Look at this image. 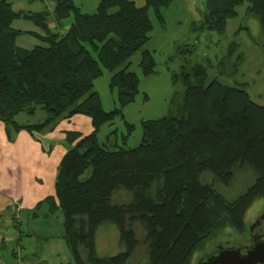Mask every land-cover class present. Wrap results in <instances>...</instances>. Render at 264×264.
I'll list each match as a JSON object with an SVG mask.
<instances>
[{"label":"trees","instance_id":"obj_1","mask_svg":"<svg viewBox=\"0 0 264 264\" xmlns=\"http://www.w3.org/2000/svg\"><path fill=\"white\" fill-rule=\"evenodd\" d=\"M13 1L0 0V121L8 137L53 130L76 115L92 122L89 134L66 131L69 148L55 193L38 204H48V214L62 212L73 264H193L217 231L230 227L243 235L248 209L264 197V105L243 84L219 79L234 74L233 64L243 60L241 46L231 42L213 78L212 62L183 66L178 112L142 121L141 142L130 148L134 124L125 122L126 133L114 130L105 142L98 133L123 117L140 92V78L129 70L132 57L141 52L143 75L156 73L154 55L145 48L155 26L150 14L165 26L164 10L176 0H145L143 6L99 0L94 13L82 12L74 0H51L53 9L39 12L17 11ZM245 4L246 14L259 22L264 47V0H206L199 29L224 35ZM21 17L42 29L34 35L43 45H16L21 30L12 24ZM104 70L112 72L109 86L117 96L118 107L110 111L94 89ZM39 109L47 114L42 122L16 119ZM245 172L251 183L229 199L218 183L230 188ZM18 220L13 224L20 238ZM106 225L118 231L122 250L101 256L97 233Z\"/></svg>","mask_w":264,"mask_h":264},{"label":"rangeland","instance_id":"obj_2","mask_svg":"<svg viewBox=\"0 0 264 264\" xmlns=\"http://www.w3.org/2000/svg\"><path fill=\"white\" fill-rule=\"evenodd\" d=\"M74 3L80 7L82 12L94 13L97 10L99 0H74ZM205 4L206 0H176L172 6L164 10L165 26H162L151 12L150 15L155 26L151 33V39L145 48L152 51L154 55L156 73L144 76L139 66L141 52L132 57L129 70L139 76L140 92L135 101L123 109V117H118L112 125L102 126L98 133L100 142H105L114 130L118 131V136L126 133L125 122H128L135 125V130L127 145L130 148L138 146L143 135L142 121L176 114L178 107L183 104L185 87L180 77L182 67L185 65L206 64L209 61L212 62L211 66H213L208 69L209 78L218 76L217 62L224 56L234 40L241 46L239 53L242 54L243 60L237 66H235V63L233 64L230 73H233L236 69L234 74H231V76L223 75L219 79L228 85L243 84L252 100L264 105V47L257 18L246 14L247 4H245L238 8L239 16L228 21L224 35L202 31L199 28L203 19ZM13 8L17 11L39 12L46 9L52 10L53 4L51 0H14ZM72 19L73 17L65 19L63 25L68 27ZM12 25L21 29V33L16 38L17 46L31 49L37 44H44L40 38L31 33V31H37L41 34L43 32L32 20L21 17L16 19ZM241 25L245 29L237 33ZM111 77L112 72L104 70V75L94 83V89L99 93L102 106L106 111L118 107L116 92H112L109 86ZM46 116V112L39 109L34 115L22 113L16 119L21 124H36L44 121ZM55 126L53 130L33 134L36 142L40 143L46 151L49 150L53 159L60 158L69 148L65 139L66 131L89 134L93 130L91 119L86 115H76L71 119L60 120ZM0 151H2L1 146ZM45 153L49 154L48 152ZM251 181V172H245L238 175L230 188H225L219 183L218 187L229 199H233ZM47 209H49L48 204L40 208L41 218L40 221L35 223L34 227L37 233H41L42 236H54V240L53 242H47L43 237H40L35 240V246L38 252L41 248L44 249L43 256L48 259L49 264H73L65 240L63 237L60 238L59 234L62 231L63 214L61 211L56 212L57 214L47 220L44 218ZM17 210L19 211L18 217L15 214L12 217L13 222L20 220V217H22V209L19 205H17ZM263 215L264 197L257 199L248 209L246 214L247 229L243 235L238 234L230 227L217 231L204 245L203 249L196 253L193 264H197L201 257L215 250L218 245H248L249 228L253 226L256 219ZM14 227L15 224L11 226L12 230H10L13 235L15 234ZM14 237H18V234L16 233ZM59 249L61 255H58ZM97 249L101 256L113 255L122 250L119 244L118 231L114 226L106 225L98 231Z\"/></svg>","mask_w":264,"mask_h":264},{"label":"crops","instance_id":"obj_3","mask_svg":"<svg viewBox=\"0 0 264 264\" xmlns=\"http://www.w3.org/2000/svg\"><path fill=\"white\" fill-rule=\"evenodd\" d=\"M135 2L138 6L145 4V0H135ZM31 33L40 34L37 31H31ZM34 137L30 132L22 130L15 134L13 139H10L5 125L0 121V146L2 149L0 151V264H49L48 259L43 256L44 249L41 248L38 252L35 240L43 237L45 241L53 242L54 236H42L41 233H37L34 226L41 218L38 204L55 193L59 165L67 150L60 158L53 159L49 150L46 151ZM17 205L22 209V217L19 216L21 220L19 222L20 238L19 236L14 237L16 233L18 234L15 227L14 235L10 231ZM44 205L46 203L41 208ZM48 213L49 209L44 214V218L47 220L58 212ZM59 234L62 238L64 220L62 231ZM64 242L68 249L66 241ZM60 252L59 249L58 255H61ZM40 261L42 262L39 263Z\"/></svg>","mask_w":264,"mask_h":264},{"label":"water","instance_id":"obj_4","mask_svg":"<svg viewBox=\"0 0 264 264\" xmlns=\"http://www.w3.org/2000/svg\"><path fill=\"white\" fill-rule=\"evenodd\" d=\"M197 264H264V239L256 235L245 246L218 245L214 251L201 257Z\"/></svg>","mask_w":264,"mask_h":264},{"label":"flooded vegetation","instance_id":"obj_5","mask_svg":"<svg viewBox=\"0 0 264 264\" xmlns=\"http://www.w3.org/2000/svg\"><path fill=\"white\" fill-rule=\"evenodd\" d=\"M249 230H250V233H249V243H250V239H252V237H254L256 235L257 236H261V238L264 239V215L261 216V217H259L258 219H256V221L253 224V228L252 229L249 228ZM242 245L245 246V244H242Z\"/></svg>","mask_w":264,"mask_h":264},{"label":"built area","instance_id":"obj_6","mask_svg":"<svg viewBox=\"0 0 264 264\" xmlns=\"http://www.w3.org/2000/svg\"><path fill=\"white\" fill-rule=\"evenodd\" d=\"M15 211H16V213H15V214H16V215H17V217H18V212H19V211H18L17 209H16Z\"/></svg>","mask_w":264,"mask_h":264}]
</instances>
